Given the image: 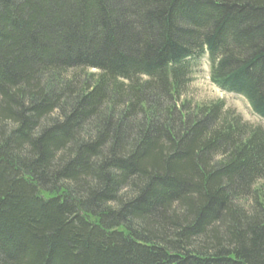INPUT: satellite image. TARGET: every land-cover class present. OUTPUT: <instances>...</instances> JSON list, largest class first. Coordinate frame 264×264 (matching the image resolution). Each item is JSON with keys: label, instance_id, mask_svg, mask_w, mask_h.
<instances>
[{"label": "trees", "instance_id": "16d2710c", "mask_svg": "<svg viewBox=\"0 0 264 264\" xmlns=\"http://www.w3.org/2000/svg\"><path fill=\"white\" fill-rule=\"evenodd\" d=\"M264 0H0V264H264Z\"/></svg>", "mask_w": 264, "mask_h": 264}, {"label": "rangeland", "instance_id": "374dc122", "mask_svg": "<svg viewBox=\"0 0 264 264\" xmlns=\"http://www.w3.org/2000/svg\"><path fill=\"white\" fill-rule=\"evenodd\" d=\"M208 57L195 62L192 66V79L188 90V99L196 104L211 103L216 101L225 102L228 109H233L242 116L244 121L261 125L264 128V120L254 114L249 103L234 94L225 93L215 86L210 80V64Z\"/></svg>", "mask_w": 264, "mask_h": 264}]
</instances>
